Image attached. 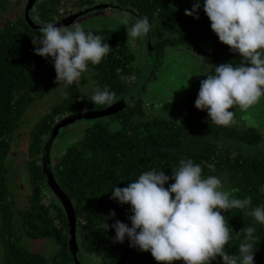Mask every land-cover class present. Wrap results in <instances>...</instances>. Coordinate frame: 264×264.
Masks as SVG:
<instances>
[{"label": "trees", "instance_id": "trees-1", "mask_svg": "<svg viewBox=\"0 0 264 264\" xmlns=\"http://www.w3.org/2000/svg\"><path fill=\"white\" fill-rule=\"evenodd\" d=\"M95 1L37 0L30 16L38 21L55 22L72 13L74 8L93 6ZM174 1L111 0L110 6L115 4L137 17L149 19L152 27L147 42L151 49L148 43L145 46L147 62L151 65L146 73L148 77L141 80V70L134 65L137 55L117 32L110 28L88 29L112 47L99 64L88 65L87 72L92 71L89 78L97 88L107 86L114 92V101L125 99L126 106L108 116L88 119L90 124L61 154L56 148L51 149L53 174L77 215L79 249L85 255L98 258L101 264H112L128 244L127 239L124 243H114V230L103 229V216H107L109 210L115 212V217L108 220L109 224L115 220L128 223L127 215L131 214L129 205L109 199L110 189L115 184L126 186L143 171L157 168L168 175L180 159L191 158L201 165L203 176L224 177L230 196L251 197V208L264 205V156L247 154L236 147L240 144L264 145V133L257 124H244L236 114L234 124H215L206 111L194 107L199 85L195 92H187L190 101L182 106L179 101L168 98L160 102L147 97L148 82L156 78L169 47L189 52L200 65V80L205 78L204 75L212 74L214 66L240 60L238 53L230 52L227 45L218 41L203 11L198 19L186 17ZM7 9L8 0H0V14ZM33 35H38V31L29 27L22 7L14 16L0 20V239L4 246L1 264H75L68 246L66 215L46 184L40 152L44 135L56 121L84 109H101L108 105L92 104L89 97L82 94L80 86L88 82L82 74L77 81L67 85L66 95L60 102L30 127L23 125L22 117L27 110L32 109L45 90L56 83L51 61L33 52ZM22 127L27 128L29 140L25 162L30 191L26 194L27 205L19 210L17 220L30 238H51L58 244L51 255L26 248L14 235L16 207L9 197L5 159L8 153L14 152L13 144L19 140ZM208 134H217L230 145L219 144ZM209 163L214 165V170L207 167ZM46 195L49 202L44 200ZM223 215L233 231L242 226L256 228L254 261L264 264V225L241 209H229ZM232 237L226 248L230 253H236L242 237L236 238L235 233ZM77 256L82 264H86L79 254ZM214 261L220 264L221 258L217 256ZM125 264L164 262H157L149 252L134 248ZM171 264H183V261L174 260Z\"/></svg>", "mask_w": 264, "mask_h": 264}, {"label": "clouds", "instance_id": "clouds-1", "mask_svg": "<svg viewBox=\"0 0 264 264\" xmlns=\"http://www.w3.org/2000/svg\"><path fill=\"white\" fill-rule=\"evenodd\" d=\"M201 7L218 41L238 53L240 60L214 66L212 74L204 75L194 107L206 111L215 124L228 126L236 122L233 106L246 110L264 97V0H203L202 5L195 0L184 14L198 19ZM120 19L127 38L143 39L152 27L147 16L129 18L124 13ZM38 24V35L31 36L33 52L51 61L57 83L77 81L90 63L99 64L112 48L78 22L71 26L46 21ZM114 100L115 93L107 86L96 88L89 97L95 105H111ZM207 167L214 170L211 163ZM221 184L215 175L203 176L201 165L191 158L180 159L168 175L157 168L143 171L126 186L115 184L110 189L109 199L129 205L128 223L115 220L109 224L115 217L109 210L103 216V229L114 230V243L127 239L129 247L149 252L164 264L174 260L210 264L217 256L220 264H255L256 228L242 226L233 231L223 213L233 208L245 210L264 225V205L251 208V197L230 196ZM232 233L242 237L236 253L226 248Z\"/></svg>", "mask_w": 264, "mask_h": 264}, {"label": "rangeland", "instance_id": "rangeland-1", "mask_svg": "<svg viewBox=\"0 0 264 264\" xmlns=\"http://www.w3.org/2000/svg\"><path fill=\"white\" fill-rule=\"evenodd\" d=\"M25 1L26 0H8V9L5 11V13L0 14V20H3L5 16H14V13L18 8L24 7ZM101 2L109 4L112 3L111 0H96L94 5ZM174 2L176 7L180 8L183 15H185V9H190L191 5L195 2V0H175ZM200 3L202 5L203 0H200ZM112 5L113 6H109L106 8L91 10L79 16L74 22H78L79 24H81L85 31H87L88 29L110 28L117 32L120 37L129 42L130 47L137 55V59L134 65L135 67L141 70V80L143 79V77L144 79H147L148 76L146 73L149 72V69L151 67L149 62H147L145 52V46L148 43L147 36L143 39H133L131 37L127 38L125 26L121 24L120 17L124 13H127L129 18L138 17L134 13L125 9H121L115 4ZM34 7L32 8L30 14H32V12L34 11ZM86 7L87 6L82 7L79 10L84 9ZM76 10L78 9L74 8V11ZM202 11L203 10L201 7L198 10V15ZM35 18L36 17L32 19L35 22H38V20H36ZM165 54L166 56L161 62L159 70H157L156 78H151L148 82L147 97H152L154 100H158L160 102L168 98L177 103L179 101L180 103L178 104L182 106V103L185 104L190 101L187 92H195L196 86L199 85L201 75L200 65L195 61L193 57L189 55V52H185L184 49L180 50L178 48L169 47L166 49ZM233 62H239V60L236 59ZM89 72L86 71L85 73H83L84 79L86 78V81L88 82L86 83V85L84 84V86H80L82 94L85 97H90L92 92L97 88L95 82L89 78L92 71L90 70ZM129 79L132 80L133 77ZM141 80L139 79V82ZM66 87L67 85L62 81L59 83L56 82L49 86L45 90L42 98L36 102L32 109L27 110L26 114L22 117L23 125L26 126V124H29L30 127L52 106L60 102L61 99L66 95ZM177 91H180V94ZM184 91H186V93ZM232 110L234 111L236 116L242 120L244 124H257L264 133V97H262L258 103L250 106L246 110H241L239 106H233ZM90 121L91 120L88 119H80L75 121L74 123H70L67 127L62 128L58 136L53 141L52 149L56 148L58 150V153L61 154L68 144H70L71 142L73 143L78 139L79 135L84 130V128H86L90 124ZM22 129L23 130L20 133L19 140H17V142H14L13 144L14 152L8 153L5 159L7 165L6 178L8 183L9 197L14 201L16 207L14 208V216L16 219V222L14 224V235L20 239L21 244L26 248L33 251H40L46 255H51L56 252L58 244L51 238H30L24 233L21 225L19 224V221L17 220L19 219V210L27 205L26 194H28L30 191L28 171L26 169L25 162L26 150L29 140L27 128L22 127ZM207 136L213 141L218 142L219 144L230 145L229 143H226V141L221 139L220 136L217 134H208ZM236 147H240L242 152H245L247 154H258L260 156H264V145L248 146L247 144H240ZM219 178L222 182V190L226 191L227 186L225 185V178ZM166 185L167 184H165V186ZM44 200L46 202H49V196L46 195L44 197ZM3 252L4 246L2 240L0 239V264ZM77 254L80 255L82 261L86 264H101L98 258L83 254L81 249H79Z\"/></svg>", "mask_w": 264, "mask_h": 264}, {"label": "water", "instance_id": "water-1", "mask_svg": "<svg viewBox=\"0 0 264 264\" xmlns=\"http://www.w3.org/2000/svg\"><path fill=\"white\" fill-rule=\"evenodd\" d=\"M35 3L36 0H26L23 7V15L29 27H31L34 30H37L39 24L35 22L30 16V11L34 7ZM110 5L111 4L109 3H103V2L97 3L93 6L86 7L81 10L73 11L72 13L67 14L64 17H61L59 20L53 23L64 24L65 26H69L79 16L91 10L106 8L109 7ZM148 46L149 49H151L150 42H148ZM125 106H126L125 99L120 98L114 101L111 105H108L101 109H90L80 113H73L70 115H66L62 117L60 120L56 121L52 125L51 129L44 135L43 138L42 148L40 152L41 167L46 176L47 186L49 187L51 192L55 195V197L58 199V201L60 202V204L64 209L67 219L68 234H69L68 246L70 252L73 254L75 264H82L77 257V253L79 251V246L76 238V228H77L78 219L70 198H68L65 191L60 187L53 174L52 162H51L52 144L54 139L58 136L60 130L66 127L67 124L74 122L76 119H95V118L105 117L123 109ZM133 249L134 248L129 247V244H127L120 257L112 264H125L130 254L132 253ZM210 264H215V261H211Z\"/></svg>", "mask_w": 264, "mask_h": 264}]
</instances>
